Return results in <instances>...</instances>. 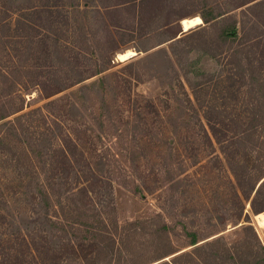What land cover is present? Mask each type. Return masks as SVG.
Here are the masks:
<instances>
[{
  "label": "trees",
  "instance_id": "obj_1",
  "mask_svg": "<svg viewBox=\"0 0 264 264\" xmlns=\"http://www.w3.org/2000/svg\"><path fill=\"white\" fill-rule=\"evenodd\" d=\"M148 2L0 0V44L7 48L3 39L16 42L8 47L13 51L7 49V63L0 59V151L11 160L25 202L40 209L35 217L16 219L9 231L4 228L0 242L10 243L12 253L8 260L0 255V264H264V244L244 210L249 200L264 225V0L205 1L202 21L195 26L183 31L173 19L157 26L173 41L185 39L187 54L211 60L185 61L177 86L212 167L228 173L233 227L226 233H201L167 220L172 209L165 208L179 199V186H194L197 171L188 169L199 159L195 152L182 158L174 151L180 132L169 127L173 123L167 126L152 99H147V112L156 125L145 135L160 159L150 157L144 165L132 134L121 141L122 129H100L126 123L128 117L100 110L75 115L71 94L9 117L25 103L20 93L21 104L10 109L17 90L28 92L34 85L50 97L77 83L80 91L89 87L84 81L110 67L115 49L147 35ZM99 20L101 37L100 30H90ZM24 40L22 46L17 43ZM170 51L177 52L175 44ZM34 114L41 118L40 129L26 135ZM160 145L168 156L161 155ZM116 181L134 193L154 194L160 210L120 221ZM5 220L0 212V225Z\"/></svg>",
  "mask_w": 264,
  "mask_h": 264
},
{
  "label": "rangeland",
  "instance_id": "obj_2",
  "mask_svg": "<svg viewBox=\"0 0 264 264\" xmlns=\"http://www.w3.org/2000/svg\"><path fill=\"white\" fill-rule=\"evenodd\" d=\"M205 1L212 2L213 0H149V5L145 7L146 22L144 23V27H148V29L151 27L147 35L121 44L119 48L115 49L112 53L113 59H111L110 67L103 73L93 75L84 81L89 87L80 91L78 89L80 84L77 83L50 97H43L39 88L34 85L30 86L28 92L24 91V89H21L20 92L17 90L10 101V109L16 108L21 104L20 93L24 95L25 103L22 110L12 113L9 117L42 105L50 98L63 95L64 93L71 94V98L76 102V108L72 109L75 115L100 110L113 112L117 115L123 114L128 117L126 123L118 122L114 127L103 125L100 129H112V131L118 128L122 129L126 136L120 137H125L121 141L130 139L128 136L132 134L131 144L135 143L140 146L137 152V154H140L138 161L143 164L150 157L160 159L158 156L153 155L154 152L150 150L151 144L145 135L146 131L156 125V123L151 122L147 112V99H152L158 109H160L165 123L167 121L171 124L173 123L170 125L167 122V126L176 127L180 132V139L175 142L176 150L174 151L180 154L182 158L187 157L189 153L195 152L196 155L198 154L199 159L194 166H190L188 169L189 171L194 169L197 171L194 177V186H179V199L173 202V206L170 203L165 208V211L172 209V212L169 211L166 214L167 220L174 223V219H176L178 226L185 222V224L201 231V233H213V235H216L226 233L229 231L228 229L233 227L231 218L233 208L227 201L229 192L227 193L225 186L228 173L223 168L212 167L213 163L209 149L202 147L198 128L195 124V117L188 115L187 110L183 107L184 95L177 86V75H180L181 65L185 61L190 59L197 61L199 64H204L211 62V60L206 56L198 57L197 54H187L184 45L185 39L173 41L174 37L170 38L168 31L164 32L162 27H157L160 22H164L167 19H173L181 27L183 14L187 13L184 16L188 18L199 15ZM157 4L159 5L157 12L155 10L150 11V8L155 7ZM75 16L80 19L83 17V15L77 13H75ZM88 16H90L88 19L89 23L93 22V17H91L90 13H88ZM91 25L93 26H90V30L94 33L97 31L99 33L100 30L101 37V21L99 20L96 24L92 23ZM179 35L180 33L175 37ZM125 37L126 35H124ZM190 38L187 37L186 40H190ZM14 39L10 41L3 39L8 45L7 48L0 44V53L2 54L0 59L5 63H7L9 58L6 55L7 49L12 47L10 45H15L16 43L13 41ZM117 39L119 40V37ZM124 40L120 39V41ZM17 43L22 46L26 41H18ZM171 44H175V50L177 51L175 54L170 51ZM9 50L13 51L12 49ZM127 50L136 51L137 53L124 60L117 57V54L125 53ZM14 57L16 60L17 57ZM31 118H33L30 120L31 124L29 123L24 131L26 135H29V132L32 131L38 132L37 129H40L38 121L41 118L35 114ZM77 120L81 122L80 117H77ZM163 129L165 130L164 125ZM121 141L118 145L125 147L126 143ZM7 147V145L3 146L4 149ZM160 149L162 151L161 155L168 156L164 145H160ZM121 151L125 152L123 148ZM10 161L0 151V192L3 195V198H0V212L6 215L5 222L0 225V237H3L4 228L6 227L7 231H9L13 225L12 222L16 219H22L23 216L28 214H31L32 217L40 214V209L38 212L32 210L25 202L21 191V181L12 168ZM113 190L120 221L147 216L160 210L158 200L154 194L134 193L117 181L114 183ZM244 210L249 212L250 219L264 244V225L262 226L257 222L260 213H252L249 200L246 201ZM7 243V241L0 242V255H3L6 260L12 253L11 244ZM189 248L190 246H187L184 249ZM70 264L78 263L72 262Z\"/></svg>",
  "mask_w": 264,
  "mask_h": 264
},
{
  "label": "bare ground",
  "instance_id": "obj_3",
  "mask_svg": "<svg viewBox=\"0 0 264 264\" xmlns=\"http://www.w3.org/2000/svg\"><path fill=\"white\" fill-rule=\"evenodd\" d=\"M202 21V18L201 16L197 15V16H194V17H191V18H186V19H183L182 20V26L186 29L190 28L191 26H195L196 24L200 23ZM135 53L134 51L132 50H127L125 53H120L118 55V57L120 59H127L129 57L130 54H133ZM257 222L258 224L262 225L263 226V221L257 219Z\"/></svg>",
  "mask_w": 264,
  "mask_h": 264
},
{
  "label": "water",
  "instance_id": "obj_4",
  "mask_svg": "<svg viewBox=\"0 0 264 264\" xmlns=\"http://www.w3.org/2000/svg\"><path fill=\"white\" fill-rule=\"evenodd\" d=\"M180 24H181V23H180ZM191 27H192V26H191ZM181 29L184 31V30H186L187 28L185 29V28L181 25ZM136 53H137V52L135 51V53L130 54L129 57H131L132 55H134V54H136ZM117 57H118V54H117ZM262 211H263V210H262ZM257 213H259V212H257ZM158 261H159V260L154 261V262H152V263L154 264V263H156V262H158Z\"/></svg>",
  "mask_w": 264,
  "mask_h": 264
}]
</instances>
